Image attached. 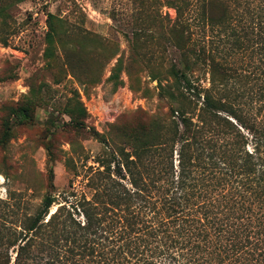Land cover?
I'll return each mask as SVG.
<instances>
[{"label": "trees", "instance_id": "obj_1", "mask_svg": "<svg viewBox=\"0 0 264 264\" xmlns=\"http://www.w3.org/2000/svg\"><path fill=\"white\" fill-rule=\"evenodd\" d=\"M161 5L170 26L144 36L177 53L170 82L157 80L166 119L124 134L113 164L87 168L89 198L69 192L50 212V192L33 213L26 194L0 198V264H264V0ZM46 24L49 61L65 23L49 13ZM140 45L131 40L109 78L130 77L146 59ZM66 58L78 82L93 78ZM72 93L62 112L79 130L86 112Z\"/></svg>", "mask_w": 264, "mask_h": 264}, {"label": "rangeland", "instance_id": "obj_2", "mask_svg": "<svg viewBox=\"0 0 264 264\" xmlns=\"http://www.w3.org/2000/svg\"><path fill=\"white\" fill-rule=\"evenodd\" d=\"M161 2L0 0L6 14L0 19L1 199L8 192L26 194L28 212L33 213L50 192L57 203L50 212L69 192L89 198L87 168L95 170L104 161L113 164L124 134L153 117L166 119L168 104L158 98L157 80L170 82L166 72L177 53L168 46L162 51L144 36L170 26L162 17L172 20L174 12ZM49 13L64 21L65 33L63 45H54L47 61L43 53ZM132 39L141 44L146 59L130 70V77L122 69L120 78H109L119 58L121 67L126 66ZM66 57L93 78L78 82L66 67ZM74 90L86 112L79 130L62 112ZM22 107H28L29 117L18 112Z\"/></svg>", "mask_w": 264, "mask_h": 264}]
</instances>
